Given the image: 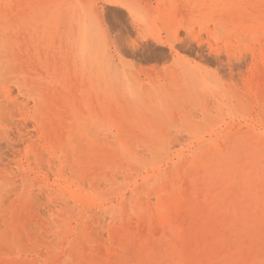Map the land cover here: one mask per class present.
<instances>
[{"label": "rangeland", "instance_id": "374dc122", "mask_svg": "<svg viewBox=\"0 0 264 264\" xmlns=\"http://www.w3.org/2000/svg\"><path fill=\"white\" fill-rule=\"evenodd\" d=\"M263 77L264 0H0V264H264Z\"/></svg>", "mask_w": 264, "mask_h": 264}, {"label": "bare ground", "instance_id": "6f19581e", "mask_svg": "<svg viewBox=\"0 0 264 264\" xmlns=\"http://www.w3.org/2000/svg\"><path fill=\"white\" fill-rule=\"evenodd\" d=\"M246 39V38H245ZM261 58V57H260ZM263 60V59H262ZM259 67V66H258ZM259 69H260V67H259ZM264 78V77H263ZM260 90V92H261V89H259ZM258 90V91H259ZM260 94V93H259ZM262 102V101H261ZM246 119V118H245ZM219 139V138H218ZM210 144V143H209ZM255 146V145H254ZM252 147V146H251ZM201 148V147H200ZM255 148V147H254ZM164 149V148H163ZM162 149V150H163ZM241 149V148H240ZM219 150V149H218ZM126 152V151H125ZM179 152V151H178ZM163 154V153H162ZM196 154V153H195ZM210 154V153H209ZM208 155V154H207ZM155 156H157V155H155ZM215 158V157H214ZM263 158V157H262ZM223 159V158H222ZM227 159V158H226ZM216 160V159H215ZM147 161V160H146ZM214 162V161H213ZM216 162V161H215ZM161 163V162H160ZM228 163V162H227ZM137 164V163H136ZM141 164V163H140ZM230 164V163H229ZM213 166V165H212ZM219 166V165H218ZM218 169V168H217ZM42 170V169H41ZM31 173V172H30ZM28 174V173H27ZM206 174V173H205ZM215 174V173H214ZM24 175V174H23ZM152 175V174H151ZM212 176V175H211ZM209 177V176H208ZM129 178V177H128ZM39 179V178H38ZM37 179V180H38ZM40 183V182H39ZM184 183H185V181H184ZM235 183V182H234ZM47 185V184H46ZM187 186V185H186ZM240 186V185H239ZM242 186V185H241ZM263 186V185H262ZM198 187V186H197ZM230 187V186H229ZM244 187V186H243ZM30 188V187H29ZM207 188V187H206ZM225 188V187H224ZM234 189V188H233ZM205 190V189H204ZM256 190V189H255ZM110 191V190H109ZM112 191V190H111ZM163 191V190H162ZM98 193V192H97ZM169 193V192H168ZM194 193H195V191H194ZM257 193V192H256ZM172 194V193H171ZM238 194V193H237ZM246 194V193H245ZM75 195V194H74ZM239 195V194H238ZM76 196V195H75ZM79 196H81V195H79ZM197 196V195H196ZM82 197V196H81ZM186 197V196H185ZM180 198V197H179ZM258 198V197H257ZM131 199V198H130ZM242 199V198H241ZM211 200V199H210ZM213 201V200H212ZM219 201V200H218ZM249 201V200H248ZM216 203H218L217 201H216ZM209 204V203H208ZM212 204H214V203H212ZM236 204H238V203H236ZM246 204V203H245ZM121 205V204H120ZM142 205H144V204H142ZM164 205V204H163ZM211 205V204H210ZM67 206V205H66ZM231 206V205H230ZM99 207V206H98ZM255 209V208H254ZM262 209V208H261ZM132 210V209H131ZM256 210V209H255ZM199 211V210H198ZM197 211V212H198ZM237 211V210H236ZM193 212V211H192ZM52 213V212H51ZM67 213V212H66ZM221 214V213H220ZM55 215V214H54ZM179 215V214H178ZM127 216V215H126ZM195 216V215H194ZM167 217V216H166ZM179 217V216H178ZM205 217V216H204ZM244 217V216H243ZM250 217H251V215H250ZM75 218V217H74ZM79 218V217H78ZM181 218V217H180ZM214 218V217H213ZM229 218V217H228ZM245 218V217H244ZM258 218V217H257ZM184 219V218H183ZM223 219V218H222ZM251 219V218H250ZM89 220V219H88ZM178 220V219H177ZM181 220V219H180ZM195 220V219H194ZM208 220H210L209 218H208ZM239 220V219H238ZM67 221V220H66ZM69 221V220H68ZM210 222V221H209ZM208 222V223H209ZM215 222V221H214ZM247 222V221H246ZM108 223V222H107ZM144 223H145V221H144ZM240 223V222H239ZM248 223V222H247ZM73 224V223H72ZM195 224V223H194ZM206 224V223H205ZM262 224V223H261ZM159 225V224H158ZM200 225H202V224H200ZM240 225V224H239ZM217 226V225H216ZM58 227V226H57ZM91 227V226H90ZM208 227V226H207ZM239 227V226H238ZM158 228V227H157ZM197 228V227H196ZM217 228V227H216ZM129 229H131V228H129ZM192 229V228H191ZM198 229V228H197ZM200 229V228H199ZM255 229V228H254ZM258 229V228H257ZM263 229H264V227H263ZM184 230H185V228H184ZM69 231V230H68ZM132 231V230H131ZM145 231V230H144ZM157 231V230H156ZM199 231V230H198ZM249 231V230H248ZM262 231V230H261ZM83 232V231H82ZM192 232V231H191ZM211 232V231H210ZM227 232V231H226ZM54 233H55V231H54ZM144 233V232H143ZM165 233V232H164ZM199 233V232H198ZM264 233V232H263ZM120 234V233H119ZM200 234V233H199ZM208 234V233H207ZM223 234V233H222ZM254 234V233H253ZM142 236H143V234H141ZM168 235V234H167ZM186 235V234H185ZM198 235V234H197ZM231 235V234H230ZM60 236V235H59ZM66 236V235H65ZM119 236H121V235H119ZM83 237V236H82ZM125 237V236H124ZM198 237V236H197ZM261 237V236H260ZM74 238V237H73ZM135 238V237H134ZM142 238V237H141ZM199 238V237H198ZM217 238V237H216ZM150 239V238H149ZM196 239V238H195ZM58 241V240H57ZM191 241V240H190ZM230 241V240H229ZM198 242V241H197ZM200 242V241H199ZM236 242V241H235ZM257 242V241H256ZM155 243V242H154ZM261 243H262V241H261ZM161 244V243H160ZM186 244V243H185ZM191 244V243H190ZM193 244V243H192ZM199 244H201V243H199ZM215 244V243H214ZM83 245V244H82ZM136 245V244H135ZM165 245V244H164ZM171 245V244H170ZM235 245V244H234ZM177 246V245H176ZM219 246V245H218ZM239 246V245H238ZM25 247V246H24ZM56 247V246H55ZM74 247V246H73ZM85 247V246H84ZM133 247H134V245H133ZM207 247L208 246H205V248H201L202 250L204 249H207ZM225 247V246H224ZM227 247V246H226ZM156 248V247H155ZM185 248V247H184ZM197 248V247H196ZM212 249H211V251L213 252V251H215L217 248H215V247H211ZM153 249V248H152ZM215 249V250H214ZM101 250V249H100ZM102 251V250H101ZM186 251V250H185ZM39 252V251H38ZM74 252V251H73ZM251 252V251H250ZM70 253V252H69ZM196 253H198L199 254V252H196ZM229 253V252H228ZM227 253V254H228ZM83 254H84V252H83ZM217 254V253H216ZM215 254V255H216ZM43 255V254H42ZM208 255V254H207ZM241 255H246L245 254V252H244V254H243V250L241 251ZM251 255V254H250ZM84 256V255H83ZM161 256V255H160ZM202 256V255H201ZM249 256V255H248ZM258 256V255H257ZM184 258H185V256H184ZM195 258V257H194ZM203 258V257H202ZM249 258V257H248ZM252 258V257H251ZM37 259V258H36ZM247 259V258H246ZM242 260V264L244 263V261H243V259H240V261ZM248 261V260H247ZM196 263V262H195ZM215 263V262H214ZM247 263V262H246ZM133 264V263H132ZM236 264H237V262H236Z\"/></svg>", "mask_w": 264, "mask_h": 264}]
</instances>
